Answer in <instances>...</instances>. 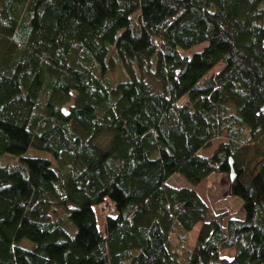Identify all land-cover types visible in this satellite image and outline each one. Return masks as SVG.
<instances>
[{
	"label": "trees",
	"instance_id": "1",
	"mask_svg": "<svg viewBox=\"0 0 264 264\" xmlns=\"http://www.w3.org/2000/svg\"><path fill=\"white\" fill-rule=\"evenodd\" d=\"M263 106L264 0H0V264H264Z\"/></svg>",
	"mask_w": 264,
	"mask_h": 264
},
{
	"label": "rangeland",
	"instance_id": "2",
	"mask_svg": "<svg viewBox=\"0 0 264 264\" xmlns=\"http://www.w3.org/2000/svg\"><path fill=\"white\" fill-rule=\"evenodd\" d=\"M203 46V43H197L187 49H181L182 52L187 54H192L194 51L201 49ZM222 65V61L217 63L212 69L208 71L212 72L218 69ZM216 145V142H214L211 146L206 148L199 149V153L201 154H210L214 147ZM26 154L28 155H41V156H48L49 154L44 151H39L34 149L33 147H29L26 151ZM4 162L6 161H14L15 158L13 156H7L4 157ZM211 175H208L205 179L208 178L207 182H201L200 184H197L194 186L197 193L202 197V199L208 204L209 212H214L216 210L223 209L226 204L232 209H236L238 207V204H240L241 200L238 196L232 195L230 191V182L227 178L226 174L224 173H211ZM210 177V178H209ZM212 177V182H210V179ZM204 179V180H205ZM168 182L173 185H187L188 182L186 179L178 174L174 173L168 178ZM208 183V184H207ZM207 187V188H206ZM108 210V209H106ZM97 214L98 224L99 227L103 228V215ZM240 214V212H239ZM238 214V215H239ZM200 223H196L193 228L189 231V238L191 244L194 243L197 232L199 230ZM170 240L173 242L175 240L174 233L170 234ZM228 255H232L234 248H227L225 249Z\"/></svg>",
	"mask_w": 264,
	"mask_h": 264
},
{
	"label": "water",
	"instance_id": "3",
	"mask_svg": "<svg viewBox=\"0 0 264 264\" xmlns=\"http://www.w3.org/2000/svg\"><path fill=\"white\" fill-rule=\"evenodd\" d=\"M262 108H264V106H263ZM229 175H230V179H233V177H234V172H233L232 169L230 170Z\"/></svg>",
	"mask_w": 264,
	"mask_h": 264
},
{
	"label": "crops",
	"instance_id": "4",
	"mask_svg": "<svg viewBox=\"0 0 264 264\" xmlns=\"http://www.w3.org/2000/svg\"><path fill=\"white\" fill-rule=\"evenodd\" d=\"M210 175L212 176V174H210ZM209 178H210V177H209ZM204 181L207 182V181H208V178L205 179V180H203V181H201V182H204ZM201 182H200V183H201ZM208 182H209V181H208ZM210 182H212V177H211V179H210ZM200 183H199V184H200ZM207 184H208V183H207ZM195 188H196V187H195ZM206 188H207V187H206ZM197 191H198V189H197ZM198 192H199V191H198ZM239 215H240V214H239Z\"/></svg>",
	"mask_w": 264,
	"mask_h": 264
}]
</instances>
